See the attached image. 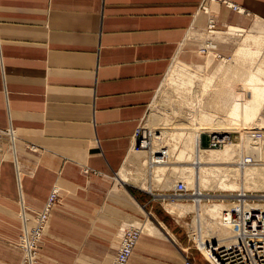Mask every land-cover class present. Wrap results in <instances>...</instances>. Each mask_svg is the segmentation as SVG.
Masks as SVG:
<instances>
[{
	"label": "crops",
	"instance_id": "0c3cea01",
	"mask_svg": "<svg viewBox=\"0 0 264 264\" xmlns=\"http://www.w3.org/2000/svg\"><path fill=\"white\" fill-rule=\"evenodd\" d=\"M226 1L241 11L207 4L220 26L246 31L233 11L264 19V0ZM201 2L0 0V264L23 260L20 203L40 210L55 185L61 198L33 264H110L121 227L146 218L155 228L126 264H208L178 217L152 212L160 193L118 176L170 66L210 63L177 57L206 26ZM228 31L215 40L237 38L230 58L247 40Z\"/></svg>",
	"mask_w": 264,
	"mask_h": 264
},
{
	"label": "bare ground",
	"instance_id": "6f19581e",
	"mask_svg": "<svg viewBox=\"0 0 264 264\" xmlns=\"http://www.w3.org/2000/svg\"><path fill=\"white\" fill-rule=\"evenodd\" d=\"M206 7L209 11H211L207 4ZM226 30H229L228 32L232 33L233 35H239L242 29L236 28L234 26H226ZM205 31H207V29H205ZM216 31L217 28H214L210 32L207 31L208 34L211 33L207 36L211 35V38L209 39L212 40L211 45L214 46L213 47L214 49L216 48V41H214L213 39H215ZM242 38L246 39L247 41L240 44V46L235 50L233 56H231L230 58L228 57L223 58L219 66L213 71L214 73H208V74L204 73L203 72L204 68L202 66L193 65V67L196 68L195 71H187L186 69H184L179 72H176L177 75L175 76V77L180 76V83H178L179 93L177 95L178 97L180 96L179 99L181 98V96L185 98L183 94L186 91H188L190 94L196 96L195 98L199 102L203 100L201 104L205 105L209 109L211 108L213 112L216 113L215 110L217 109L227 111L226 118H228L230 121L226 122L222 120L219 125H215L214 123L207 121L205 124H203L204 126L200 123L201 126H199L200 125L199 124L198 126L196 125L193 127L192 126L185 127L183 126L185 124L183 122H182L183 125L182 123H176V125L178 124L181 125L180 126L178 125L177 127L173 128V130L172 128H167L166 130L160 129L156 131L158 135H154V138L156 137L159 139L167 135L169 136V138H171V140H173V142H171L168 147L165 146V148H167L166 149V151L168 152L167 154L169 156H172L173 159H175L176 161L177 160L184 161L187 159L190 160V164L188 165H178V166L173 165V168L176 170L177 168L180 169V170L178 169V171L182 172L183 174L182 181L185 183L187 187L189 186L191 187V185L194 187L193 191H191L190 195H188L191 196V201L194 200L196 203L202 202L203 205H206V207H212V209L218 211L219 213H221L222 209L227 207L228 202H225L222 199L221 200L219 199L220 201L210 200V199L209 200L205 199V201L202 200V198L206 196V194L203 192L204 189H218V190L238 189L239 191H241V193L242 192L245 193L248 190L264 189V182L257 185L256 182L247 181L244 178L243 172L239 169V167H241L242 164H239L237 168V172L238 170H240V172L238 173L236 172L235 174L229 172V167L237 166V165H230L233 159H236L235 155H237V150L239 149L238 152H241L242 149L244 148L243 141L237 142L234 141L232 138L228 137L230 134L234 133L233 131L235 129L234 125L237 124L236 118L242 117L244 121H247L255 114V110H258L261 104L264 102V55H261V58L259 60L257 59L260 50L264 48V34L260 32L259 34L252 35L251 33L247 32L246 36L244 35ZM214 49H208L207 51L209 53ZM177 65L179 64L176 63L170 66L166 79H170L173 76V73H175V71L177 70ZM183 65L191 66L185 64ZM198 72H202V73L199 74ZM170 74L171 76H169ZM232 82H236L238 83L240 88H244L243 94L241 96L237 93V91H229L230 85L232 86L233 84ZM226 87L227 89L228 88L229 89L228 90L225 89ZM188 95L189 94L187 93L186 97ZM203 95H205L206 97H202ZM183 100L184 99H182V101ZM194 101L196 102V100ZM186 102L191 103V105L193 106L195 105V103L192 102V99L191 100L186 99ZM206 107L204 109H206ZM197 109L199 108L197 107ZM202 113L206 115L208 114L206 113V110H203ZM209 114L207 116L202 115L204 117L203 118L204 122L206 121L205 120L206 117L208 118L207 120H213L214 118H212V116L217 115L211 112ZM198 116H195L196 119ZM199 121L200 120H198V122ZM203 121L201 120L200 122ZM260 128H264V127H260ZM236 130L239 131L238 129ZM209 132L221 133V135L226 134L227 139L225 141L217 140L216 142L215 141L213 142L208 138L207 140L204 141L203 140L204 134ZM183 134H186L187 136V142H185V147L180 148L178 151L176 150L174 151V148L177 147L175 144L176 138L177 137L180 138ZM147 141L148 140L145 139V141L142 142V146H137L136 148H134V151H143L141 150V147L147 146L148 144ZM246 144H249L251 146V144H255V142L249 140L246 142ZM151 145L152 143L150 144V147ZM168 148H170L171 150ZM131 149L133 151V148ZM150 150H152V147ZM169 151H171L172 154L171 152L169 153ZM261 154L264 157V147L261 150ZM141 162H143V164L147 163V159ZM149 162L150 163L155 162L154 157L153 156L151 157V155ZM156 163H160V164L150 165V167H152V172H153L152 174L154 175V177L153 176L152 177L156 180V182L163 181V186L167 187L171 183V179L168 178L164 179L163 176H161V174H163L162 172L163 168L166 166L161 164L163 162H156ZM208 163H213V164H208ZM120 173H121L120 177L122 178V180L128 182L129 184L134 183L143 186V188L147 186L146 177L143 176L142 174L143 172L141 171L134 172L130 170V172L127 173L126 172H120ZM182 174L180 173L181 176ZM237 176H239V180H240L239 183L238 181L236 182ZM212 180L214 181V183H212ZM157 184L158 183H156V185ZM54 189L57 193L60 190V188L56 185ZM163 201L165 202L164 205H166V207L170 211L176 212V216L182 215V213L178 211L179 208H181L183 205L186 204L189 205L188 201L184 202V201H175L169 199H163ZM253 204L264 206V203L261 201H255ZM175 205L178 206L175 207ZM141 224H142L141 229L147 232H151L152 229L154 230L155 228L150 221ZM200 232H201L200 238L204 236L212 237V238H220L226 235L228 233V230L223 226V229L220 230L218 228L217 229L213 228L212 230L206 229L204 231V235H202L203 231ZM198 236L196 234V237ZM33 263L34 260L32 259L29 264H33Z\"/></svg>",
	"mask_w": 264,
	"mask_h": 264
},
{
	"label": "rangeland",
	"instance_id": "374dc122",
	"mask_svg": "<svg viewBox=\"0 0 264 264\" xmlns=\"http://www.w3.org/2000/svg\"><path fill=\"white\" fill-rule=\"evenodd\" d=\"M210 0H207V4H210ZM214 12V11H212ZM234 12V16L237 19V23L239 25H241L244 29H246V31H244L243 29L241 30L239 35H235L237 37H239V39H241L244 35L246 36L247 32H250L251 34H255L259 31H253V25H256V27H261L262 28V33L264 34V19L259 18V20L256 19V16H252V15H246L244 13L241 12H237V11H233ZM215 14V13H213ZM216 28L218 29H225L226 26H220L216 25ZM205 27L204 29H200V30H196V32H193V34L190 36V41L187 44H184L181 46V50L178 53V58L183 60L184 62H187L189 64L191 63H203L205 61L206 56L210 57V63L207 67L204 68L205 72H210L214 66L219 62V60L221 59L222 56H230V54L232 53V47L234 45V41H236V39L230 40L228 42H217V40L213 39L214 41H216V48L212 51H210L208 53L204 52L201 53L199 51V48L201 47L202 44H205V40L211 38L210 36H207L211 33H207V31H205ZM248 30V31H247ZM214 35V34H213ZM213 37V36H212ZM262 53H264V50H260L259 54L261 55ZM173 61V60H172ZM171 61V63H172ZM170 63V64H171ZM170 66V65H169ZM186 69L187 71H195V67H193V65L191 66H184L183 64H179L177 65V70L175 71V73H173V76L170 79H166V74L164 75L161 84L159 86V88L156 90L153 99L151 101V103L149 104V107L145 113V116L143 117V119L141 120L140 124H139V136L138 139H142L145 141H147V146L141 147V150L143 151H134V148H136V145H133V151L132 149H130V152L125 160V163L123 164V166L120 168V170L118 171V176H121L120 172H130L131 171H141L143 172V176L146 177V184L147 186H145L143 188L138 186L137 188H141L143 190H151L153 192H157L160 193V201L159 203H155L154 208L152 209V212L156 215H173L176 216V212H172L170 211L165 204V202L163 201V198H165V196H168V193L171 192V188H172V184L176 181V180H183V174L182 172H179L177 168L174 169L173 165L178 166V165H188L190 164V160H175L173 159L172 156H169L167 154L165 161L161 164L165 165L166 167L163 168V174H161V176H163L164 179L168 178L171 179V183L166 187L163 186V181H159L156 182V180L153 178L154 175L152 174V167H150V165L156 164L159 165L160 163H156V162H149L150 159V155H151V151H155V149L157 150L158 147H162L165 148L168 147L170 145L171 142H173V140H171V138H169V136H165L161 139L159 138H154V135H158V133L156 131L160 130V129H164L166 130L167 128H175L178 125H176V123H185L183 126H187V127H193V126H198L200 123L203 125L205 124L207 121L208 122H212L215 125H219L220 122L222 120L229 122L230 120L228 118H226V113L227 111H223V110H215V112L212 111V109L210 110L208 107H206L205 105L201 104V102H199L194 96L193 94H190L188 91H186L189 95L186 97V92L183 94L185 96V98L183 96H181V98L179 99V97L177 96L179 93V88H178V83H180V76H177L176 72H179L181 70ZM199 74L202 72H198ZM171 76V74L169 75ZM168 76V77H169ZM232 86L230 85V89L233 88L234 91H237V93L241 96L243 94L244 88H240L238 83L236 82H232ZM232 87V88H231ZM228 88V89H229ZM235 88V89H234ZM227 89V87L225 88ZM227 89V90H228ZM182 90V89H181ZM178 91V92H177ZM182 93V92H181ZM207 96V94H206ZM205 95H203L202 97H206ZM182 99H184L182 101ZM186 99L191 100L192 102L195 103V105H191V103H187ZM181 100V101H179ZM196 100V102L194 101ZM201 100V99H200ZM200 103V104H199ZM206 109H204L205 107ZM197 107L199 109H197ZM264 107V102L261 104L260 108L258 110H255V114L249 118L247 121H244L242 119V117H237L236 118V122L237 124L234 125L235 129L233 130L234 133L230 134V138H232L234 141H243L244 143V148L242 149L241 152H238L237 150V155L236 159H238L242 154L244 155H251L256 159H260L262 160L261 163H250V164H243L241 165V167H239V169L243 172L244 174V178L247 181H252V182H256L257 185L261 184L264 182V157L261 154V150L264 147V142L263 144H251V146L249 144H246L247 141L251 140L249 134L247 133V131L251 128H256V129H261L264 131V128H260V127H264V114H263V109ZM203 108V109H202ZM209 109V110H208ZM203 110H206V113H214L217 114L216 116H212V118H214L213 120H207L208 118H205V122L203 121V116L205 115L207 116ZM209 111V112H207ZM199 115V116H198ZM201 115V118H200ZM210 115V114H209ZM195 116H198L197 119ZM178 119V120H177ZM196 119V120H194ZM198 120H202L203 122H198ZM168 121V122H167ZM198 123H197V122ZM195 124V125H194ZM201 124L199 126H201ZM181 125V124H180ZM179 125V126H180ZM204 126V125H203ZM236 129H238L239 131H237ZM171 130V129H169ZM175 130V129H174ZM153 133V134H152ZM210 133H205L203 140H207L209 138L210 140ZM145 135V136H144ZM144 138V139H143ZM169 138V139H168ZM171 140V141H170ZM169 142V143H168ZM185 142H187V136L186 134H183L180 138H176L175 140V144H176V148H174V151H178L180 148L185 147ZM152 143L151 147L150 144ZM163 143V144H162ZM168 143V144H167ZM156 144V145H155ZM154 146V147H153ZM240 146V143H239ZM167 149V148H166ZM170 149V148H168ZM171 150V149H170ZM152 151V152H153ZM171 151H169L170 153ZM168 153V152H167ZM172 154V152H171ZM170 157V158H169ZM143 159V160H142ZM145 159H147V163L141 162L144 161ZM233 159V161L231 162L230 165H237L235 167H229V172L230 173H236L237 172V168H238V163L236 162L237 160ZM143 164V165H142ZM208 164H213V163H208ZM215 164V163H214ZM219 164V163H218ZM221 164V163H220ZM170 165V166H169ZM144 167V168H143ZM151 168V169H150ZM144 169V171H143ZM180 170V169H179ZM240 170H238V172H240ZM237 172V173H238ZM177 175H176V174ZM180 173L182 174V176L180 175ZM153 176V177H152ZM175 176V177H174ZM179 176V177H177ZM115 177V176H113ZM111 177L110 179H108L110 182L114 181V178ZM121 178V177H120ZM122 179V178H121ZM124 181V180H123ZM239 183V176H237V180ZM125 182V181H124ZM158 183L156 185V183ZM212 183H214V181L212 180ZM127 186H130L127 184ZM188 188V192L185 196L183 197H179L178 199L176 198H168L169 200H175V201H188L189 205H183L181 208L178 209V211H180L182 213L181 216H176L178 217L179 220H181V227L183 228L184 232L187 231H192L191 234L192 236H194V238H198L200 235V231H203L204 235V231L206 229H210L212 230L213 228L215 229H223V226L221 225L219 221V216L220 213L214 209H212V207H206V205H203V203L199 202L196 203L194 200L191 201V196L190 195L191 191H193V186L191 185V187H187ZM203 192L206 194L205 197L202 198V200L205 201V199H210V200H224L225 202H228L229 200H227L228 198L231 199V197H233V195H235L238 192L237 190H218V189H204ZM248 195H250L251 198H254L255 201H261L264 203V189H259V190H248L246 191ZM217 194V195H216ZM226 195H228L229 197H227ZM174 197V196H173ZM61 198V191L59 190V192L57 193V198H56V203H58L59 199ZM144 198L146 199L147 196L145 195ZM219 200V201H220ZM178 205H175V207H177ZM145 217H146V213H144ZM129 218H135L129 215ZM148 219V218H146ZM150 221L149 219L146 220ZM32 222V221H31ZM144 223V222H143ZM136 226H140L142 228V224L141 223H137L134 224ZM128 225L121 227L122 230L127 227ZM196 230V231H193ZM122 232V231H120ZM119 232V233H120ZM196 234L198 237H196ZM202 238H206L205 236ZM192 248H196L194 243L191 242ZM197 249V248H196ZM198 250V249H197ZM193 251L195 252L196 250L193 249ZM199 252V251H198Z\"/></svg>",
	"mask_w": 264,
	"mask_h": 264
},
{
	"label": "built area",
	"instance_id": "2783aa9c",
	"mask_svg": "<svg viewBox=\"0 0 264 264\" xmlns=\"http://www.w3.org/2000/svg\"><path fill=\"white\" fill-rule=\"evenodd\" d=\"M214 1L223 2L241 11L235 4L226 0ZM206 4L207 0H202L199 9L206 15L205 28L210 32L216 28L217 15L209 11ZM205 42L199 48L201 53L207 52L208 49H214V46L211 45V39H206ZM139 131L138 126L133 142V145L136 146H142V142H144L141 138L138 139ZM247 133L255 144H263V130L251 128ZM226 139V134L210 133V140L213 142L217 140L225 141ZM152 156L155 162H164L167 156L166 148H158L151 152ZM261 162L260 159L244 154L237 159V163L242 165ZM187 192L188 188L185 183L182 180H176L172 184L169 196L170 199L179 198L185 196ZM56 198L57 192L53 188L40 210H30L22 202L20 203L18 243L23 249L21 264H29L32 259L35 260L37 246L47 230L49 216L55 206ZM227 200H229L228 205L222 209L219 222L228 230V233L220 238H200L199 235L196 239L192 236V231H187L188 239L194 243L208 264H264V206L253 204L255 202L254 198H251L247 192L241 193L239 190L231 199L228 198ZM141 232L142 229L139 226L125 227L122 230L110 264H126L128 262Z\"/></svg>",
	"mask_w": 264,
	"mask_h": 264
}]
</instances>
